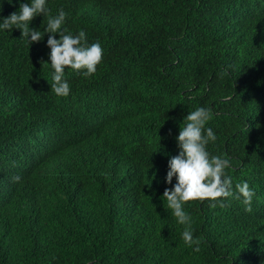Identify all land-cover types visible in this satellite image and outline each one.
Masks as SVG:
<instances>
[{
    "label": "trees",
    "instance_id": "1",
    "mask_svg": "<svg viewBox=\"0 0 264 264\" xmlns=\"http://www.w3.org/2000/svg\"><path fill=\"white\" fill-rule=\"evenodd\" d=\"M19 2L3 0L0 17ZM49 8L99 41L103 58L90 77L66 70L71 91L57 97L49 34L29 45L19 29L0 33V264H264V0ZM201 106L234 195L184 206L194 252L162 194L179 125ZM243 181L251 211L235 196Z\"/></svg>",
    "mask_w": 264,
    "mask_h": 264
},
{
    "label": "clouds",
    "instance_id": "2",
    "mask_svg": "<svg viewBox=\"0 0 264 264\" xmlns=\"http://www.w3.org/2000/svg\"><path fill=\"white\" fill-rule=\"evenodd\" d=\"M3 0H0L2 6ZM12 0H8L11 3ZM19 2V0H18ZM68 13L60 8L55 15L50 14L49 0H26L19 2L17 11L7 17H0V33L21 30V37L28 44L40 42L45 34L47 38L48 61L51 69L50 91L57 97H67L71 86L65 78L66 70L90 77L97 71L102 62L103 49L99 41L89 44L83 29L76 34L65 27ZM47 18L46 25L41 28L30 27L35 17ZM59 36V39L55 38ZM212 119V112L207 107H196L183 118V126L179 125V133L175 137L178 154L167 161L166 184L162 197L167 209L178 224L183 226L180 238L184 244L199 252L200 239L194 236L192 215L185 210L190 201H217L218 198L233 196V183L226 169L232 167L230 158L212 155L207 146L217 139L216 133L206 125ZM19 180V177H14ZM175 179V183L173 180ZM235 196L241 200L246 211H251V203L255 195L247 181L235 185Z\"/></svg>",
    "mask_w": 264,
    "mask_h": 264
}]
</instances>
